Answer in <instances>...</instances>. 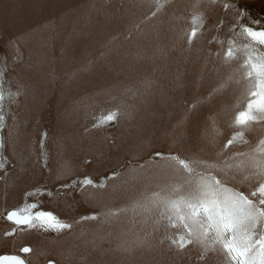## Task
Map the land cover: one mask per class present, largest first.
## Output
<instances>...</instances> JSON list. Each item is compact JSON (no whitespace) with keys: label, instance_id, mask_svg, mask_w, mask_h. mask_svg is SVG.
I'll return each mask as SVG.
<instances>
[{"label":"rangeland","instance_id":"rangeland-1","mask_svg":"<svg viewBox=\"0 0 264 264\" xmlns=\"http://www.w3.org/2000/svg\"><path fill=\"white\" fill-rule=\"evenodd\" d=\"M194 15L204 25L189 44ZM241 24L264 27V0H0V255L27 246L28 264H232L211 240L173 244L185 230L149 201L194 185L197 161L246 195L264 182L251 166L264 121L234 124L250 98ZM229 40L241 50L226 60ZM117 110L118 122L93 128ZM84 176L97 186L60 187ZM26 199L71 229L6 235L15 226L3 214Z\"/></svg>","mask_w":264,"mask_h":264},{"label":"snow or ice","instance_id":"snow-or-ice-1","mask_svg":"<svg viewBox=\"0 0 264 264\" xmlns=\"http://www.w3.org/2000/svg\"><path fill=\"white\" fill-rule=\"evenodd\" d=\"M215 2V0H212ZM225 9H236L240 18L247 17V12L241 10L236 4H224ZM192 28L187 35V42L191 44L197 36L198 31L204 25V18L201 15H194L191 20ZM253 25H260L259 20H252ZM240 36L249 43L243 46L246 59L244 60L245 75L249 81V99L246 108L239 111L234 120L237 127H247L250 124L264 121V27L254 28L246 24L240 25ZM241 49L235 41L229 40V46L224 53L225 59L235 58V53ZM4 75V68L0 67V78ZM16 95V94H13ZM5 99L0 79V101ZM3 105L0 104V110ZM119 112L110 111L107 115L99 117L93 128L99 129L111 126L113 122H118ZM4 116L0 115V126L3 125ZM46 136V134H45ZM242 139V133L237 132L224 145L225 148L232 145L237 138ZM246 142V141H245ZM43 144V141L41 142ZM4 143L0 140V148ZM257 151L260 153L259 159L253 158L251 166L259 170V174L264 176V140L260 141ZM238 155H240L238 153ZM155 157L174 161L187 173L192 174L196 170L192 163L178 156H166L162 152H156ZM154 157V158H155ZM203 170L197 173L199 179L192 185L173 198L171 195L161 196L159 193L153 194L150 198L151 204H162L169 210V224L173 228L182 227L186 236H182L178 243L180 249L194 242L204 243L211 240L214 244H219L226 253L232 264H264V182L259 187L246 195L244 192L228 187L222 180L217 179L212 169L216 165L203 161L195 162ZM0 167L3 162L0 161ZM117 175L113 172L106 179H111ZM97 186L90 176L77 177L70 183L62 184V189H69L73 186ZM100 187L103 186L101 181ZM46 190H34L28 196L44 195ZM51 196V192H47ZM158 198V199H157ZM6 220L16 227L6 235H12L17 229L34 230L40 229L44 232H60L71 229L72 225L62 221L52 211H46L41 207L40 201L28 202L9 211ZM96 219V216L81 217V219ZM21 253L32 252L30 247H22ZM0 264H26V261L16 254L0 255ZM52 264V262H49Z\"/></svg>","mask_w":264,"mask_h":264},{"label":"flooded vegetation","instance_id":"flooded-vegetation-1","mask_svg":"<svg viewBox=\"0 0 264 264\" xmlns=\"http://www.w3.org/2000/svg\"><path fill=\"white\" fill-rule=\"evenodd\" d=\"M11 210H13V209H10V210L5 211V213H4L3 216H2L4 222L7 223L9 226H11L12 224H11L9 221H7L5 217H6L7 213H8L9 211H11ZM12 226H13V225H12ZM3 235H5V234H3ZM14 254H15V253H14ZM21 254H22V255H27V254H24V253H21ZM1 255H12V254H10V253H8V254L3 253V254H1Z\"/></svg>","mask_w":264,"mask_h":264},{"label":"bare ground","instance_id":"bare-ground-1","mask_svg":"<svg viewBox=\"0 0 264 264\" xmlns=\"http://www.w3.org/2000/svg\"><path fill=\"white\" fill-rule=\"evenodd\" d=\"M10 223H11V222H10ZM12 225H13V224H12ZM12 225H11V226H12ZM14 226H15V225H13V227H14ZM15 227H16V226H15ZM17 230H20V229H17ZM12 254H14V253H12ZM19 255H20V254H19ZM27 255H28V254H27ZM20 256H21V255H20ZM21 257L26 261V259H25V258H27L26 256H23V255H22ZM26 264H28L27 261H26Z\"/></svg>","mask_w":264,"mask_h":264}]
</instances>
